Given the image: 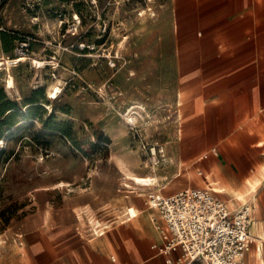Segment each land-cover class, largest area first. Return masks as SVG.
<instances>
[{
	"label": "crops",
	"instance_id": "crops-1",
	"mask_svg": "<svg viewBox=\"0 0 264 264\" xmlns=\"http://www.w3.org/2000/svg\"><path fill=\"white\" fill-rule=\"evenodd\" d=\"M166 2L157 27L171 41L151 43L134 70L139 80L122 86V103L130 102L124 115H150L144 128L160 131L150 144L163 148L164 161L143 166L137 157L146 153L131 150L127 134L115 132L125 131L126 122H107L105 160L127 182L110 185L101 174L99 186V175L86 187L42 186L45 199L34 203L18 232L0 234V264L175 260L180 250L161 253L167 230L158 210L147 205L150 192L209 190L232 209L251 208L252 223L264 226V0ZM136 178L152 180L139 185ZM254 179L260 184L253 195L236 199Z\"/></svg>",
	"mask_w": 264,
	"mask_h": 264
},
{
	"label": "rangeland",
	"instance_id": "rangeland-1",
	"mask_svg": "<svg viewBox=\"0 0 264 264\" xmlns=\"http://www.w3.org/2000/svg\"><path fill=\"white\" fill-rule=\"evenodd\" d=\"M166 6V0H0V61L14 58L19 41L29 42L24 58L0 66V234L18 232L45 199L42 186L86 187L98 175L99 186L101 174L110 185L127 182L105 160L104 126L125 123L130 102L123 105L122 86L138 79L134 70L151 43L171 41L157 27ZM52 89L60 91L56 99L49 98ZM134 116V126L115 132H125L138 152L160 131L144 128L150 115ZM137 159L150 165L148 156Z\"/></svg>",
	"mask_w": 264,
	"mask_h": 264
},
{
	"label": "built area",
	"instance_id": "built-area-1",
	"mask_svg": "<svg viewBox=\"0 0 264 264\" xmlns=\"http://www.w3.org/2000/svg\"><path fill=\"white\" fill-rule=\"evenodd\" d=\"M28 46V41H19L12 61L24 58ZM110 64L115 66L114 62ZM141 149L151 165L165 159L162 147L146 142ZM146 200L148 207L158 210L167 230L161 253L167 255L180 250L177 259L168 257L165 264H244V256L252 248L264 257V239L250 233L252 211L249 207L232 209L211 191L192 187L168 196L150 192Z\"/></svg>",
	"mask_w": 264,
	"mask_h": 264
},
{
	"label": "bare ground",
	"instance_id": "bare-ground-1",
	"mask_svg": "<svg viewBox=\"0 0 264 264\" xmlns=\"http://www.w3.org/2000/svg\"><path fill=\"white\" fill-rule=\"evenodd\" d=\"M150 7V6H149ZM144 10V9H143ZM145 12V11H144ZM141 14V13H140ZM143 14V11H142ZM175 25V24H174ZM22 59V58H21ZM5 61L3 62V60L0 61V66L5 65V64H12L15 65L14 63H17L16 61H12L11 59H4ZM26 60V59H25ZM19 62V60H18ZM35 63L38 66L42 65V62L39 61H35ZM49 65V64H48ZM43 66V65H42ZM1 70V69H0ZM8 82H7V88H12L13 87V82L10 78V76L8 75L7 78ZM59 87V86H58ZM58 92V93H57ZM60 94V91H58L57 89H52L51 92L49 93V98L50 99H56ZM120 96V95H119ZM121 97V96H120ZM148 115V114H147ZM126 117L125 122L128 124L131 122L130 126H133L134 123L136 122V118L133 117L132 115H124ZM143 116V115H142ZM128 120H130V122H128ZM143 120V119H142ZM262 176H264V171H261ZM260 178V177H259ZM133 180V178H128ZM151 180H147V179H139L136 178V181L139 185H150L149 183H151ZM154 181V179H153ZM260 184L259 179H254L253 182L250 183V185L244 190L243 195H237L236 199H241L245 196H251L253 195V193L256 191L258 185ZM156 186V185H155ZM245 188V187H244ZM253 197V196H252ZM135 214V213H134ZM133 216V213H132ZM255 219V218H254ZM251 233L252 234H256L259 238L264 239V226L261 225L259 220H254L253 223H251ZM167 236V233L164 234V237ZM156 247V246H155ZM247 264H264V260H261V257L258 255V253L253 250L250 251L249 257H248V262Z\"/></svg>",
	"mask_w": 264,
	"mask_h": 264
}]
</instances>
